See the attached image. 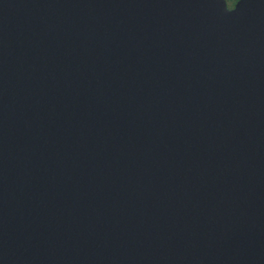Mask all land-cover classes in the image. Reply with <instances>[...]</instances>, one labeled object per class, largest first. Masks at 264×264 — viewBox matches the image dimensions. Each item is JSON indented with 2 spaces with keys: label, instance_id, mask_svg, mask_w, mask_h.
Wrapping results in <instances>:
<instances>
[{
  "label": "water",
  "instance_id": "obj_1",
  "mask_svg": "<svg viewBox=\"0 0 264 264\" xmlns=\"http://www.w3.org/2000/svg\"><path fill=\"white\" fill-rule=\"evenodd\" d=\"M0 264H264V0H0Z\"/></svg>",
  "mask_w": 264,
  "mask_h": 264
},
{
  "label": "trees",
  "instance_id": "obj_2",
  "mask_svg": "<svg viewBox=\"0 0 264 264\" xmlns=\"http://www.w3.org/2000/svg\"><path fill=\"white\" fill-rule=\"evenodd\" d=\"M226 1L229 2L230 5H233L236 0H226Z\"/></svg>",
  "mask_w": 264,
  "mask_h": 264
},
{
  "label": "rangeland",
  "instance_id": "obj_3",
  "mask_svg": "<svg viewBox=\"0 0 264 264\" xmlns=\"http://www.w3.org/2000/svg\"><path fill=\"white\" fill-rule=\"evenodd\" d=\"M226 4H227V7H229V6H230V3H229V2H227V1H226Z\"/></svg>",
  "mask_w": 264,
  "mask_h": 264
},
{
  "label": "flooded vegetation",
  "instance_id": "obj_4",
  "mask_svg": "<svg viewBox=\"0 0 264 264\" xmlns=\"http://www.w3.org/2000/svg\"><path fill=\"white\" fill-rule=\"evenodd\" d=\"M232 5H230L229 7H231Z\"/></svg>",
  "mask_w": 264,
  "mask_h": 264
}]
</instances>
